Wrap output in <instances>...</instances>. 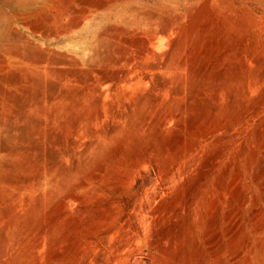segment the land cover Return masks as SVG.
Instances as JSON below:
<instances>
[{
	"label": "rangeland",
	"instance_id": "374dc122",
	"mask_svg": "<svg viewBox=\"0 0 264 264\" xmlns=\"http://www.w3.org/2000/svg\"><path fill=\"white\" fill-rule=\"evenodd\" d=\"M0 264H264V0H0Z\"/></svg>",
	"mask_w": 264,
	"mask_h": 264
},
{
	"label": "bare ground",
	"instance_id": "6f19581e",
	"mask_svg": "<svg viewBox=\"0 0 264 264\" xmlns=\"http://www.w3.org/2000/svg\"><path fill=\"white\" fill-rule=\"evenodd\" d=\"M25 1V0H24ZM27 3V2H26ZM163 58V57H162ZM163 59H161V61H162Z\"/></svg>",
	"mask_w": 264,
	"mask_h": 264
}]
</instances>
